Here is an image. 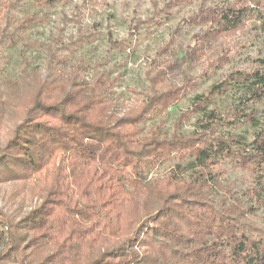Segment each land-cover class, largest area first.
<instances>
[{"label":"trees","instance_id":"obj_1","mask_svg":"<svg viewBox=\"0 0 264 264\" xmlns=\"http://www.w3.org/2000/svg\"><path fill=\"white\" fill-rule=\"evenodd\" d=\"M24 1L0 0V54L38 23L18 16ZM250 27L264 34V0H203L158 49L144 99L123 113L112 99L118 78L63 71L60 35L45 49V75L7 81L0 189L19 183L40 204L19 220L0 210V264H264V44L237 67L246 46L230 41ZM188 28L197 33L180 52ZM185 100L170 134L162 117ZM231 173L242 196L224 185Z\"/></svg>","mask_w":264,"mask_h":264},{"label":"rangeland","instance_id":"obj_2","mask_svg":"<svg viewBox=\"0 0 264 264\" xmlns=\"http://www.w3.org/2000/svg\"><path fill=\"white\" fill-rule=\"evenodd\" d=\"M203 0H66L52 10L36 8L32 0L19 7L18 16L35 15L38 23L29 28L24 40L0 54V90H6V82H19L22 72L31 69L45 75L47 63L46 47L56 43L58 35L68 50L61 48L66 59L61 68L65 73L74 67H85L82 76L90 81L98 72H106L118 78L112 99L117 100L116 111L123 113L128 107L142 101L149 91L147 73L154 63L159 48L169 43L175 29L182 20L196 13ZM209 5L216 0H204ZM171 2L181 5L166 9ZM165 10L167 13L159 14ZM158 13V14H157ZM169 13V14H168ZM158 16V17H157ZM162 24H157L154 18ZM197 33L196 29H185L176 39L175 46L181 52ZM176 38V37H175ZM231 44L246 46L241 49L234 66L241 67L247 59L256 57L264 44V34L250 27L240 31ZM122 46V47H120ZM223 71L227 74L229 68ZM200 69L196 71L199 75ZM222 73V74H223ZM218 79L215 77L213 80ZM213 81L202 86L207 89ZM228 103L229 100H228ZM226 103V104H228ZM189 107L185 100L162 117L165 129L172 134L173 124L179 114ZM161 119L151 121L146 130L157 125ZM192 130L187 124L183 131ZM169 166H161L152 173L159 177ZM224 185L232 188L234 196H242L246 185L238 174H228ZM19 183L4 184L0 189V210L13 219H21L30 209L40 204L38 199L29 200ZM257 222L264 225V216Z\"/></svg>","mask_w":264,"mask_h":264}]
</instances>
